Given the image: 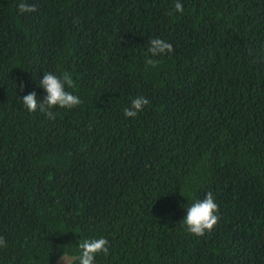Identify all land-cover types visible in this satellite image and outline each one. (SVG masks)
<instances>
[{
    "label": "trees",
    "instance_id": "16d2710c",
    "mask_svg": "<svg viewBox=\"0 0 264 264\" xmlns=\"http://www.w3.org/2000/svg\"><path fill=\"white\" fill-rule=\"evenodd\" d=\"M21 2L0 0V264H78L101 237L96 264H264V0ZM48 72L82 101L55 120L21 100ZM209 192L197 236L181 222Z\"/></svg>",
    "mask_w": 264,
    "mask_h": 264
},
{
    "label": "clouds",
    "instance_id": "9594fccd",
    "mask_svg": "<svg viewBox=\"0 0 264 264\" xmlns=\"http://www.w3.org/2000/svg\"><path fill=\"white\" fill-rule=\"evenodd\" d=\"M21 13L35 12L37 7L35 4H29L24 0L18 5ZM175 11L182 13L184 11L183 4L177 2ZM149 52L153 57L174 51L173 45L160 38H154L149 41ZM147 63L152 67H156L158 61L155 59L148 60ZM39 86L43 88L47 95L42 99L37 98V93L32 91L21 98L25 108L30 113L39 112L46 115L47 118L55 120L56 113L54 108L71 109L81 104L78 95L73 94L68 89L74 88L75 83L72 76L68 73L57 75L52 72L45 73L39 81ZM23 87H21V91ZM150 101L143 95L136 96L132 99L130 107L124 108V115L128 118H135L144 110ZM219 205L215 202V198L209 192L203 200H196L187 207V215L181 222L186 230L197 236H203L206 232L213 230L217 225L219 216ZM110 242L106 238H89L83 239L78 243L79 256L78 264H96V257L103 253L105 256L109 254ZM0 246L6 247V238L0 236ZM72 258L67 257L65 253L58 259L57 264H70Z\"/></svg>",
    "mask_w": 264,
    "mask_h": 264
}]
</instances>
